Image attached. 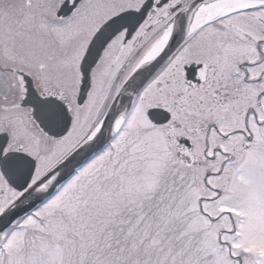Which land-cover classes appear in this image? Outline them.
<instances>
[{
    "label": "snow or ice",
    "instance_id": "6c2138e0",
    "mask_svg": "<svg viewBox=\"0 0 264 264\" xmlns=\"http://www.w3.org/2000/svg\"><path fill=\"white\" fill-rule=\"evenodd\" d=\"M0 264H264V0H0Z\"/></svg>",
    "mask_w": 264,
    "mask_h": 264
}]
</instances>
